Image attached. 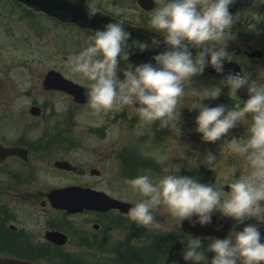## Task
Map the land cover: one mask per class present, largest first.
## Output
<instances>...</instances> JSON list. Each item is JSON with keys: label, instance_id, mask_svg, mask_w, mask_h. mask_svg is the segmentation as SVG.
I'll return each instance as SVG.
<instances>
[{"label": "flooded vegetation", "instance_id": "af4514ba", "mask_svg": "<svg viewBox=\"0 0 264 264\" xmlns=\"http://www.w3.org/2000/svg\"><path fill=\"white\" fill-rule=\"evenodd\" d=\"M86 2L87 4L95 2L99 11L124 23L125 27H131L140 34L135 36V39L149 42V46H151L150 40H148L149 35L163 37L162 34L151 31L149 16L158 4L162 6L166 0H86ZM7 7L10 11L3 15ZM119 8H126L127 11L118 14L117 9ZM246 10L251 15L247 19L242 18L232 28V32L237 35V38L228 42L227 51L233 54L232 48L235 47L238 52L234 53L236 57L231 62L226 61L225 72L222 74L217 73L210 65L207 66L201 75L192 77L189 84L185 87V93L193 89L199 93L206 88L217 86V81L221 82L228 72L252 77L248 73L250 68H252L259 74V77H264V28L256 29L252 25L254 22L261 20L264 12L256 13L248 0H234V3L229 6V11L233 15ZM56 27L59 28V35L64 30V38L59 39ZM1 29L5 35L10 37L8 43L11 46L14 47L17 44L22 49L28 48L31 50L32 48L35 52H38V56L42 53V47L47 45L49 47L48 59L51 63L48 71L56 70L64 75V78L83 85L88 96L89 81L81 77H69L62 69L56 67L55 61L58 51H64V49L72 47L73 40L66 35L68 29L77 30L83 35L80 34L83 40L73 41V45L78 44L79 50L84 48L81 45L85 46L87 42L89 43L87 35H90V31L88 29L81 28L72 22H63L54 17H49L14 0H0ZM48 31L51 34H48ZM250 33L254 35L249 36ZM58 40L63 42L57 45L56 41ZM50 46L52 48L54 46V50L50 51ZM192 54L195 56L196 51ZM67 58V56L64 57L65 60ZM123 61L120 62L121 69L125 68L126 63L129 61L133 66L140 63H152L131 55H129L127 61H124L125 63ZM233 63L236 64L238 72H236ZM23 64L26 65L27 62ZM47 72L42 73L39 70L35 73L30 72V74L28 72L20 73L19 75L0 74V97L2 94L1 98L4 99L5 109H7L2 119L3 122L6 120V123L11 120L13 127L19 121L26 120L24 118L25 114L21 113L19 116H17L18 114H13L15 105L19 111L27 113L33 118H43L47 109L50 112L51 110L55 112L56 95L65 94L71 104L66 110L68 120L62 124L58 123L56 126L53 124L50 127L52 131L57 126L63 125V129L54 134L48 132V138L27 139L21 136L10 139L5 136L4 126H2L0 121V135H3L0 138V144L5 146H23L28 149L27 158L21 155H9L0 160V165H6V168L0 171V264H104L107 260L105 254L110 250L114 257H123L122 260L117 262L115 259L109 258V262L115 264H184L185 262L193 264L194 262L192 261H185L182 253L186 249L188 239L199 236L185 232L181 222L180 226L176 228V234H173L172 239H170V233H168L167 228L168 219H165L158 209L154 210L153 215L159 223V228L145 229L131 223L125 213L119 209H111L109 211L85 210L71 213L65 209L57 208L50 201L49 193L53 189L68 185L104 189L91 185L88 182V170L81 168L78 164H75L77 166L76 170L57 168L55 170L40 171L35 169L34 164L26 168V166L30 165L32 157L36 155L34 152L45 155L49 148H52L53 145L55 146L56 143L64 142L69 147L80 143L79 145L84 148L82 140H75L69 137L71 134L68 132L72 130L73 122L70 120V116L72 110L76 109L74 105L82 104L74 101L71 95L72 91L62 89L55 81L51 82V86H46ZM7 77H22V80L15 84L13 79ZM22 83L23 85L19 88ZM220 87L222 89V86ZM42 95L46 96V98L41 101L39 97ZM220 97V99L215 100L204 99L202 103L208 107L224 105L226 110H231V108L229 109L226 106L230 102L225 90L223 91L222 89ZM199 101L200 98L198 99ZM181 103H184V100ZM191 106L192 104L177 106L179 120L177 122L178 134L176 137L178 138V147L182 148L177 154L184 152V157L196 156V152L193 149L200 144L199 148L207 146L209 149L206 147V150L212 152L211 148L214 145L224 143L223 140L226 139L224 136L214 143L204 142L202 134L196 131L195 119L199 114V110L190 109L189 107ZM173 124L175 125V122ZM246 128L247 123H241L229 132L232 138L246 136ZM66 134L69 136H66ZM122 134L118 130L115 133V138L117 139L111 145L108 144L112 148L110 153L108 145H106L104 150L100 151L102 155L99 158L100 162L110 160V157L116 159V156L118 159L116 160L120 161L119 158L126 151L132 152L134 157L138 154L139 148L135 144L129 145V143L133 142V140L136 141L141 133H138L137 130H131L128 134L129 141L122 143L120 147H116L115 143L119 140V136L123 137ZM104 137H106V134ZM55 138L56 141L53 140ZM160 140L162 139H159L157 134L150 142ZM185 144L187 145L185 146ZM60 159L72 161L66 157ZM56 160L53 161V167ZM139 166L140 168H145L142 164H139ZM130 169L132 177L134 167L131 166ZM99 170V175L93 174L92 170L90 172L93 176L101 178L105 170L103 168ZM45 171L54 177L57 174H74L79 176L81 180L59 184L48 182L35 186L34 184L41 176L40 172L46 174ZM174 174L178 175L179 173L176 171ZM131 202L135 203L136 201L133 200ZM85 216H90L91 219ZM42 220L44 221L42 222ZM199 238H201L202 250H204L205 256L214 257V253L207 251L211 238ZM73 241L74 245L70 247V243ZM171 251L176 253L174 257L171 256ZM151 254L154 255V260ZM10 259L15 261L9 262Z\"/></svg>", "mask_w": 264, "mask_h": 264}, {"label": "clouds", "instance_id": "9594fccd", "mask_svg": "<svg viewBox=\"0 0 264 264\" xmlns=\"http://www.w3.org/2000/svg\"><path fill=\"white\" fill-rule=\"evenodd\" d=\"M233 3L234 0H166L162 6L158 4L149 16V26L151 31L162 34L163 40L153 36L150 45L158 48L163 44L166 50L151 58L154 64H127L121 69V60L127 61L133 50L145 51L149 42L132 39L131 32L119 21L95 29L89 37L90 43L70 54L66 61L72 74L89 81L87 107L92 114L130 106L149 130L157 121L159 129L172 128L175 122L178 132L177 106L185 97V87L192 77L201 75L209 65L222 74L224 62L233 59L227 51L228 42L235 39L232 28L251 15L247 10L233 15L229 11ZM126 11V8L117 9L118 14ZM98 13L95 2L86 4L88 19ZM192 49L197 50L195 56ZM118 72H122L123 79L118 77ZM221 84L234 96L237 90L246 87L248 99L226 110L224 105L208 107L202 103L204 99L219 98L220 86L199 92L200 101L189 107L199 110L196 131L202 134L204 142L214 143L238 124L247 123L246 138L226 140L222 149L243 157L248 171L236 178L238 169L233 170L228 191L218 182L204 184L188 176L166 175L153 182L148 175H138L126 181L142 197L130 203L125 213L131 223L145 229L159 228L153 212L161 207L179 223L197 217L193 226L211 223L214 212L234 219L237 224L250 218L264 220L261 203L264 202V83L228 72ZM216 160L210 151L205 156V164L211 170ZM202 247L201 238H189L183 259L201 264L206 260ZM207 251L215 254L210 264H264V243L257 227L251 224L242 231L230 232L227 238L211 239Z\"/></svg>", "mask_w": 264, "mask_h": 264}, {"label": "rangeland", "instance_id": "374dc122", "mask_svg": "<svg viewBox=\"0 0 264 264\" xmlns=\"http://www.w3.org/2000/svg\"><path fill=\"white\" fill-rule=\"evenodd\" d=\"M249 3L253 6L254 11L256 13L258 12H264V3H253V0H248ZM16 9V8H14ZM10 9L7 7L5 8V11L3 12V15H5L7 12H9ZM253 27H255V24H252ZM21 28V27H20ZM57 28V27H56ZM59 28H57V36L59 35ZM74 29H68L67 36L71 38L73 41H80L83 40V35ZM48 34H51L48 31ZM82 36H81V35ZM253 33H250L249 36H253ZM65 32L62 30L61 34L59 35V39L64 38ZM74 37V38H73ZM86 38V36H84ZM89 38L90 35H87ZM237 38V35H235V39ZM234 39V40H235ZM10 41V37L8 35H5L0 30V74H8V75H19L20 73H27L30 74V72L35 73L40 70L42 73H46L48 69L51 67V63L48 59V53H49V47L45 45L42 47V53L38 56V52H35L32 48L30 49H22L20 46H17V44L13 47L8 42ZM72 41V47L68 49H64V51H58L57 56L55 57L56 61V67L62 69L69 77H80L79 75H74L70 72L69 68L66 65V61L64 59L65 56H69L73 52L80 51L78 49V44L73 45ZM57 45L62 43L63 41H56ZM87 42V41H86ZM90 43V40H89ZM80 44V43H79ZM88 44V42H87ZM55 46V45H54ZM54 46H50V51L52 49L54 50ZM83 47H86L87 45H81ZM26 47V46H25ZM232 57H236L234 54L230 53ZM29 57L31 59V63L28 66H25L23 63L25 62V58ZM123 61V60H121ZM124 62V61H123ZM125 63V62H124ZM126 64H132L130 61ZM252 77L250 78V81H257L258 83H264V77H259V74L255 72L252 68H250V71L248 72ZM258 75V77H257ZM15 84H18L20 80H22V77H11ZM23 85L20 84V87ZM221 82L217 81V86H220ZM229 102L226 104V106L230 109L235 107L236 103L241 102L242 100L239 99L236 95L234 96L230 90L227 92ZM2 97V94H1ZM0 97V121L2 122V126H4V133L5 136L9 137L10 139H14L17 137H21V135H24V138L27 139H35L37 137H44L48 138V132L51 133H57L59 130L63 129V125L57 126L52 131L50 130V127L53 126V124L56 126V124L64 123L68 120V117L66 115V110L71 105L70 100L65 94H58L56 95V108L55 112L51 110V112L47 109L45 116L43 118H33L32 116H29L27 113H23L22 111H19L17 106L15 105L13 114H18L19 116L21 113L25 114L24 118L26 120H21L19 123H16L15 127L12 126V121L9 120L7 123L3 122V115L6 113L4 99ZM220 97V96H219ZM40 100H44L46 96L42 95L39 97ZM200 98V94L196 90H191L188 93H186L185 97L182 99L184 100V103H180L179 105H186V104H195L198 103V99ZM218 99V98H217ZM19 100H25V99H19ZM88 103V102H87ZM243 103V102H242ZM76 109H74L73 117L70 118V120L73 122L72 130L71 132L68 131L71 136L66 134V136H69L75 140L81 139L82 143L86 146L85 148H82L81 145L77 144L75 146H67L64 142H61L59 144L53 145V147L49 148V151L46 152L45 155H40V153L34 152L36 155L32 157L30 165L26 166V168H29L34 164L35 169L42 170H55L53 167V161L55 159H60L63 157H66L68 159H71L73 163L78 164L81 166V168L88 170V182L91 185L97 186L101 189H104L111 193L112 195H115L117 197H120L125 200L130 201H136L142 199L139 193H134L130 186L126 183L129 179H134L138 175H148L153 182L159 180L160 178L166 176V175H175L174 172L177 171V168L179 167V170L181 167L188 163L191 166L196 165L198 162V157L200 153L203 150H206L207 146L200 147L201 145L195 146V152L196 156H189L184 157V152L179 151L182 148L178 147V138L176 135L178 132H176L175 125L173 124L172 128H164L159 129V121L153 124L149 130L148 126L143 125L138 115L135 113L134 108L129 106V112L127 116L123 115V110H113L109 111L107 113H101L100 115H93L92 110L87 107V104L85 105H74ZM53 109V108H52ZM19 111V113H18ZM115 112L120 114V118L117 120ZM115 117V118H114ZM136 117V119H134ZM45 118V119H44ZM115 119V120H114ZM250 119V118H249ZM97 125H107L108 129L106 131V137H102L98 131L96 132H90L89 128L92 126ZM1 126V127H2ZM120 130L122 132L123 137L119 136V140L115 143L116 147H120L122 143H127L129 141V132L131 130L136 131L138 133H141L140 136L137 137L136 141L133 140V142H130L132 145H136L139 148L138 154L133 157L129 156L126 157L123 155V162L117 161L116 159H112L110 157V160L100 162L99 158L102 156L100 154L101 150H104L106 145H111L113 141L117 138H115V133ZM159 132V133H156ZM246 136H247V128L245 129ZM162 133V134H161ZM154 134V135H153ZM159 139H162L160 141H153L152 138L157 136ZM160 134V135H159ZM246 136L241 137H234L236 139H244ZM3 137V135H0V138ZM118 137V136H117ZM230 137H227L223 141L231 140L228 139ZM148 139V140H147ZM150 139V140H149ZM56 141V138L53 139ZM77 142V141H76ZM224 143H220L217 145H214L211 148V151L216 155L217 160L213 166V170H211L206 164V169L203 173L198 174L197 172H188V177H191L195 175L197 177L196 180L200 183L204 184H212L214 185L216 182H218L221 185H227L231 179L232 175L231 173L233 170L238 169L236 172V178L239 177L240 174H244L248 171L247 162L244 160L243 157L237 156L235 154H231L227 152L226 150L222 149ZM109 147V153L112 148ZM128 145V146H129ZM187 144H185L186 146ZM71 148V149H69ZM179 148V149H178ZM209 149V147H207ZM174 153V154H173ZM41 156V157H40ZM141 158V160H140ZM152 159L150 166H147V168H140L138 173L134 172L131 177V174L129 173V176L123 175L122 171L124 168L130 167V162L138 164H143L146 159ZM184 163V164H183ZM100 165V166H99ZM97 167L99 169L105 170L102 173V177L98 178V176H93L90 172L92 167ZM102 167V168H100ZM6 165H0V171L2 169H5ZM86 170V171H87ZM45 171L46 174H41V176L37 179L36 183L34 184L37 186L38 184L41 185L42 183H65L69 181H80L81 178L79 176H76L74 174H57L55 177L52 175H49V173ZM178 172V171H177ZM225 191H228L226 188ZM160 211V214L165 218L168 219V233H170V239H172L173 234H176V228L177 226H180V223L178 221H173L166 211L163 209V207L158 209ZM219 216L223 217L219 212H215ZM90 217V216H85ZM78 218V217H75ZM227 218V217H226ZM91 219V217H90ZM232 219V218H229ZM44 220H42L43 222ZM234 224L236 225L237 229L236 231H242V228L249 225V224H257L258 226L264 227V220H260L257 218H250L246 219L243 223L237 224L234 219H232ZM159 224V223H158ZM155 229V228H154ZM169 239V240H170ZM74 245V241L70 243V247ZM175 252L171 251V256H175ZM106 257H109L110 259H115L116 262L119 260H122L123 257L118 258L114 257L111 254V250L109 252H106ZM152 258H153V254ZM122 256V255H121ZM206 260L204 262H201V264H210L211 257L209 255H206ZM154 260V258H153ZM110 260L107 259L104 264H115L110 263ZM184 264H192L185 262ZM194 264V263H193Z\"/></svg>", "mask_w": 264, "mask_h": 264}, {"label": "water", "instance_id": "95a60500", "mask_svg": "<svg viewBox=\"0 0 264 264\" xmlns=\"http://www.w3.org/2000/svg\"><path fill=\"white\" fill-rule=\"evenodd\" d=\"M32 6L37 10H43L50 15H55L63 20H70L80 23L83 26H96L99 17L97 15L93 19L86 17L85 7L80 2H74L72 0H19ZM82 5V6H81ZM166 49H159L160 52ZM139 54V53H138ZM145 56V53L142 54ZM62 77L60 74L51 71L47 75L46 84H50L52 79L50 77ZM50 80V81H49ZM22 153L16 148H8L0 145V156H7L11 153ZM56 166L71 169V165L67 161H57ZM51 201L58 208L67 209L69 212L83 211L85 209L107 210L112 207H120L126 211L131 207L129 202L120 201L105 192L94 190L91 188H85L80 186H68L65 188H59L52 190L50 194ZM264 205V202H261ZM197 217H192L191 220L183 221V228L186 231L198 234V235H212L219 239L227 238L229 233L232 232V223L226 219H220L214 214L211 216V223L206 225L195 224ZM261 234V243H264V230L259 229Z\"/></svg>", "mask_w": 264, "mask_h": 264}]
</instances>
